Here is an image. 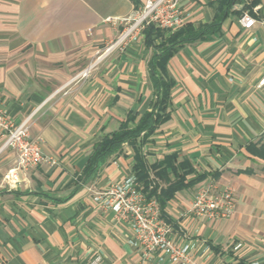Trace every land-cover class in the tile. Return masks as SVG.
<instances>
[{
    "label": "crops",
    "instance_id": "obj_1",
    "mask_svg": "<svg viewBox=\"0 0 264 264\" xmlns=\"http://www.w3.org/2000/svg\"><path fill=\"white\" fill-rule=\"evenodd\" d=\"M219 1L181 0V27L213 22ZM252 1L234 4L219 32L169 58L170 117L141 146L150 165L175 155L176 164L186 160L194 170L187 176L193 182L163 211L175 242L198 241L191 264H264V159L251 150L264 142V0L254 14L243 12L255 18L253 28L237 13ZM142 3L0 0V101L16 122L31 119V136L42 138L43 153L56 160L21 170L11 186L4 176L16 167V154L0 153V264H89L98 255L101 264L143 261L140 248L129 244V223L93 200L95 192L133 175L134 148L125 143L93 177L83 174L103 134L150 111L155 99L159 39L147 44L143 34L104 52ZM151 177L159 190L176 179L170 167L167 180ZM228 187L231 217L188 213L198 190Z\"/></svg>",
    "mask_w": 264,
    "mask_h": 264
},
{
    "label": "built area",
    "instance_id": "obj_2",
    "mask_svg": "<svg viewBox=\"0 0 264 264\" xmlns=\"http://www.w3.org/2000/svg\"><path fill=\"white\" fill-rule=\"evenodd\" d=\"M108 21H112L109 19ZM185 21L181 0H143L142 5L122 22L125 29L117 40L106 48V53L127 47L132 41L144 34L148 26L173 32L179 29ZM242 24L245 28H253L256 20L246 13ZM88 70L82 73L87 77ZM0 136L3 143L0 153L12 150L16 154V167L9 170L5 176L6 184L19 182V172L36 167L44 162L55 164L56 160L43 153L42 138L31 136V119L16 122L6 112L0 101ZM94 202L103 210H111L116 216L129 223L133 239L129 244L140 248L143 261L139 264H191L198 250V241L192 237L184 238L180 243L173 238V227L167 222L161 212V207L155 197H148L142 190L136 177H127L119 183H114L104 190L95 192ZM235 212L234 191L225 188L221 192H212L210 188H202L195 194L189 214L195 218H229ZM264 242V238H263ZM242 247L241 243L234 250ZM209 250V247H205ZM156 260L152 262L154 257ZM102 257L96 256L89 264H101ZM250 264H262L253 261Z\"/></svg>",
    "mask_w": 264,
    "mask_h": 264
},
{
    "label": "trees",
    "instance_id": "obj_3",
    "mask_svg": "<svg viewBox=\"0 0 264 264\" xmlns=\"http://www.w3.org/2000/svg\"><path fill=\"white\" fill-rule=\"evenodd\" d=\"M259 1L253 0L249 4H244V9L237 12L238 16L241 17L244 10H248L251 14H254L253 7ZM236 3H244V0H220L214 21L210 24L200 25L198 28H195L192 24H188L173 32H168L151 25L144 30L147 44H152L159 39V43L156 45L159 48L160 54L155 55L152 65L157 90L155 99L151 103V110L144 112L141 116L138 114L131 115L126 121L121 123L118 130L103 134L101 140L95 144L93 153L87 161L83 173L86 179L93 177L106 164L109 157L121 150L125 143H128L135 150L133 174L142 190L148 196H156L158 198L162 216L166 202L178 190L189 186L193 182L187 181V176L193 173L194 170L189 168L190 165L186 160L176 164L177 157L172 155L166 157L162 162L150 165L142 153L141 146L170 117L168 108L170 107L171 91L175 82L167 71L169 58L184 44L206 39L208 35L219 32L223 18H226L228 12ZM255 147L251 146V150H253L255 155L264 159V142L259 148L254 149ZM168 167L171 168L176 179L167 188L159 190L158 185L154 183L151 177V173L154 172L156 176L167 180ZM202 178L203 175L198 176L196 179L199 181Z\"/></svg>",
    "mask_w": 264,
    "mask_h": 264
},
{
    "label": "rangeland",
    "instance_id": "obj_4",
    "mask_svg": "<svg viewBox=\"0 0 264 264\" xmlns=\"http://www.w3.org/2000/svg\"><path fill=\"white\" fill-rule=\"evenodd\" d=\"M115 41H116V40H115ZM115 41H114V42H115ZM114 42H112L109 46H111ZM109 46H108V47H109ZM114 51H115V50H114ZM104 52H106V49L104 50ZM112 52H113V51H112ZM110 53H111V52H110ZM1 145H2V144H1ZM0 147H1V146H0ZM3 152H4V151H3ZM13 152H14V151H13ZM12 169H13V168H12ZM10 170H11V169H10ZM8 172H9V170H8ZM8 172H7V173H8ZM7 173H6V174H7ZM5 176H6V175H5ZM5 176H4V181L6 182V180H5ZM12 186H13V185H12Z\"/></svg>",
    "mask_w": 264,
    "mask_h": 264
}]
</instances>
